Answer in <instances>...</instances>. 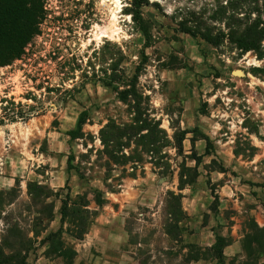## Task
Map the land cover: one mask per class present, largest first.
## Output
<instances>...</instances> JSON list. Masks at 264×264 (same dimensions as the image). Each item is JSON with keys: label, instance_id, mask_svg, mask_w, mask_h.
I'll return each mask as SVG.
<instances>
[{"label": "rangeland", "instance_id": "1", "mask_svg": "<svg viewBox=\"0 0 264 264\" xmlns=\"http://www.w3.org/2000/svg\"><path fill=\"white\" fill-rule=\"evenodd\" d=\"M255 2L149 0L140 20L133 0H43L0 67L14 264H264V39L230 38Z\"/></svg>", "mask_w": 264, "mask_h": 264}, {"label": "trees", "instance_id": "2", "mask_svg": "<svg viewBox=\"0 0 264 264\" xmlns=\"http://www.w3.org/2000/svg\"><path fill=\"white\" fill-rule=\"evenodd\" d=\"M148 5L149 0H133L136 18L141 20L142 9ZM43 7V0H0V67L9 65L24 54L26 47L39 33V26L44 18ZM244 14L246 17L235 20L239 28L230 33L231 42L244 52L256 51L264 39V6L260 7L255 2L253 6L249 5ZM143 32L147 36L145 29ZM183 32L196 36L195 31L189 28H183ZM205 39L213 42L208 35ZM85 115L86 113L81 114L76 129L70 131L69 135L75 137L81 131ZM11 229H14L13 225ZM18 240H21L18 248H24L21 234H10L3 242L4 246L10 247L12 254H6L0 247V264H14L18 260L20 262V254L14 249V243L17 244ZM222 242V237H218V242L214 245L220 257L223 256L225 247ZM23 264H26V260Z\"/></svg>", "mask_w": 264, "mask_h": 264}, {"label": "bare ground", "instance_id": "3", "mask_svg": "<svg viewBox=\"0 0 264 264\" xmlns=\"http://www.w3.org/2000/svg\"><path fill=\"white\" fill-rule=\"evenodd\" d=\"M104 1L106 2L107 0H104ZM113 1H115V3L118 5V9H119V0H113ZM116 19H117L116 14H114L113 20H116ZM107 36H108L107 34H104L102 32L97 31L96 40L101 41L104 37H107Z\"/></svg>", "mask_w": 264, "mask_h": 264}]
</instances>
